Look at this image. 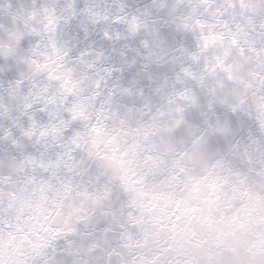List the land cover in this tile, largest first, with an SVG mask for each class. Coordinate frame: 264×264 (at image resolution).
<instances>
[{"label": "clouds", "instance_id": "clouds-1", "mask_svg": "<svg viewBox=\"0 0 264 264\" xmlns=\"http://www.w3.org/2000/svg\"><path fill=\"white\" fill-rule=\"evenodd\" d=\"M0 264H264V0H0Z\"/></svg>", "mask_w": 264, "mask_h": 264}]
</instances>
